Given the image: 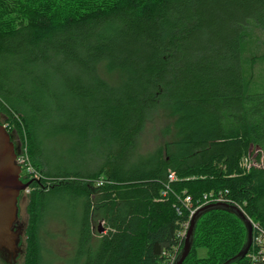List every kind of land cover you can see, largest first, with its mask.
<instances>
[{
    "label": "trees",
    "instance_id": "trees-1",
    "mask_svg": "<svg viewBox=\"0 0 264 264\" xmlns=\"http://www.w3.org/2000/svg\"><path fill=\"white\" fill-rule=\"evenodd\" d=\"M250 24L264 30V0H0V118L43 176L26 196L25 264H40L51 201L70 212L65 264H164L183 246L184 196L264 229V92L250 91L242 57ZM159 107L170 138L136 157ZM254 150L260 166L242 170ZM245 241L234 213L208 208L181 264H223Z\"/></svg>",
    "mask_w": 264,
    "mask_h": 264
},
{
    "label": "rangeland",
    "instance_id": "rangeland-1",
    "mask_svg": "<svg viewBox=\"0 0 264 264\" xmlns=\"http://www.w3.org/2000/svg\"><path fill=\"white\" fill-rule=\"evenodd\" d=\"M246 33L247 37L242 46V57L245 70L247 74H249L252 83L250 91L264 92V30L250 24L247 27ZM172 123L173 119L169 116L168 112L164 110L163 107H159L145 122L142 131L136 138L134 147L136 152L135 156L146 158L156 147L161 145L164 141H167L172 132ZM0 124H5L1 118ZM8 127L7 130L10 133L8 134L10 141L14 146L15 155H18L22 144L19 143V140H17L12 130ZM249 152L251 153V151ZM37 178L38 181L43 180L41 173L37 172ZM26 180L29 183L27 187L30 191L32 189L30 184L33 183V181H30L28 178H26ZM22 183L25 182L23 181ZM28 193L29 192L23 190L19 193L17 198L16 220L23 224L22 227L25 226L26 222L24 207ZM69 213V211L62 210L60 204L51 201L47 213V220L42 222L37 232L40 264H65V261L69 259L72 249L71 241L67 236L65 225L59 223L61 218L67 219ZM91 225L92 232H97V228L100 225ZM23 229L24 228H22V231ZM21 244L22 240L19 245ZM198 254L201 256L204 254V251L199 250Z\"/></svg>",
    "mask_w": 264,
    "mask_h": 264
},
{
    "label": "water",
    "instance_id": "water-1",
    "mask_svg": "<svg viewBox=\"0 0 264 264\" xmlns=\"http://www.w3.org/2000/svg\"><path fill=\"white\" fill-rule=\"evenodd\" d=\"M28 182L22 183L20 180V168L15 163V150L9 135L0 124V248L13 249L16 248L21 231L13 228V223L17 217V198L21 191L27 186ZM208 208H220L234 213L243 223L246 230V241L240 251L223 264H228L237 258L245 256L251 242V226L249 220L243 213L233 207L222 204L207 205L197 209L189 220L186 230L183 246L176 256L173 264H181L188 255L191 246L192 233L196 217ZM102 228L98 226L97 232H101ZM264 264V262L262 263Z\"/></svg>",
    "mask_w": 264,
    "mask_h": 264
},
{
    "label": "built area",
    "instance_id": "built-area-1",
    "mask_svg": "<svg viewBox=\"0 0 264 264\" xmlns=\"http://www.w3.org/2000/svg\"><path fill=\"white\" fill-rule=\"evenodd\" d=\"M1 126L5 129L8 127V124L7 123L3 125L1 124ZM257 152H258L257 150H254L252 154L248 152V154L243 156L239 162V167L244 171H248L251 167H259L260 164H258L255 161V155ZM15 163L20 168V174L22 173L23 175H25V177L28 178L30 181L33 182L38 181L37 172L30 164L26 156L24 145H22L20 153L18 155H15ZM173 181H175L174 175L172 173H168L167 183L160 192L161 197L165 196V192L168 190V184H170ZM97 184L101 185V181H99ZM24 191L29 192V188L26 187ZM203 199H205V196H203ZM214 200L216 202L221 201L220 198H214ZM180 203L184 206V208L188 212V217H187L188 221L181 224V229L178 233V238L184 239L186 230L189 225V220L191 216L194 214V212L199 208V206H193L189 196H184L180 200ZM176 211L177 214H180V211L178 209H176ZM249 222L251 226V242L245 254V261H246L245 264H262L264 262V229H262L258 224L253 223L250 220ZM178 253H179L178 247H174L171 252H162V256L165 257L164 264H173Z\"/></svg>",
    "mask_w": 264,
    "mask_h": 264
},
{
    "label": "flooded vegetation",
    "instance_id": "flooded-vegetation-1",
    "mask_svg": "<svg viewBox=\"0 0 264 264\" xmlns=\"http://www.w3.org/2000/svg\"><path fill=\"white\" fill-rule=\"evenodd\" d=\"M23 224L19 221H15L13 223L14 229H19L21 231V235L19 237V242L16 248L11 249H1L0 248V264H25L26 261V253L24 249V238H23V231L22 227ZM22 240V244L20 241Z\"/></svg>",
    "mask_w": 264,
    "mask_h": 264
}]
</instances>
